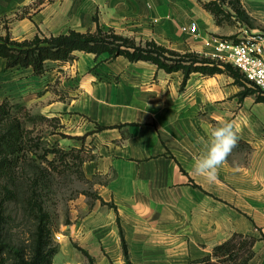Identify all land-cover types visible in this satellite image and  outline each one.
Listing matches in <instances>:
<instances>
[{
  "label": "crops",
  "instance_id": "obj_1",
  "mask_svg": "<svg viewBox=\"0 0 264 264\" xmlns=\"http://www.w3.org/2000/svg\"><path fill=\"white\" fill-rule=\"evenodd\" d=\"M246 1L260 10L251 29L264 31V0ZM11 16L24 39L99 25L222 68L185 80L183 70L148 60L76 51L66 63L50 61L45 73H28L52 72L59 89L45 110L94 144L83 171L100 178L99 199L85 218V250L96 264H126L123 238L133 264H191L235 232L256 237L246 264H264V93L242 95L244 79L238 83L214 56L216 38L234 27L218 23L203 0H0V18ZM192 21L195 32L182 28ZM226 121L238 129V144L209 183L193 173L194 159L204 151L200 138ZM97 223L111 226L100 234V252Z\"/></svg>",
  "mask_w": 264,
  "mask_h": 264
},
{
  "label": "rangeland",
  "instance_id": "obj_2",
  "mask_svg": "<svg viewBox=\"0 0 264 264\" xmlns=\"http://www.w3.org/2000/svg\"><path fill=\"white\" fill-rule=\"evenodd\" d=\"M258 11L246 0L241 1L239 10L223 6L220 24L234 27L235 32L222 37H237L244 29L251 30L253 25L260 23L254 17ZM0 35H10L16 41L25 40L19 35L13 16L0 18ZM52 65L48 64V68ZM230 65L240 73L247 88L259 94L263 92L237 67ZM30 72L32 68L8 69L6 60L0 57V104L3 103L0 139L7 148L8 142L12 143L8 149H16L8 155L13 158L10 172L0 176V235L12 249L29 254L39 217L47 214L49 241L57 248L53 264H86L88 257L84 249H90V235L85 218L99 199L94 184L100 178L87 177L83 171L84 162L78 157H90L94 144L89 138L82 144L73 136L76 129L71 128L63 116H54L45 110L47 104L57 99L59 89V80L52 72L46 73V77L29 75ZM18 135L23 141L19 148L14 141ZM75 144L80 147L76 148ZM93 227L98 229L94 248L100 252L103 248L100 234L108 232L111 226L97 223ZM8 261L13 263V258L9 257Z\"/></svg>",
  "mask_w": 264,
  "mask_h": 264
},
{
  "label": "trees",
  "instance_id": "obj_3",
  "mask_svg": "<svg viewBox=\"0 0 264 264\" xmlns=\"http://www.w3.org/2000/svg\"><path fill=\"white\" fill-rule=\"evenodd\" d=\"M203 4L213 13L218 23H221L222 20L220 15L223 6L229 5L234 9H241L240 0H208L203 1ZM76 51L92 52L97 56L107 53L108 58L125 55L131 61L148 60L169 72L183 70L185 80L193 71L214 73L222 70L217 63L209 58H200L193 53H180L153 41H147L145 44L137 43L135 39L112 30L106 31L99 25L95 32H81L72 29L68 33L51 34L45 37L38 34L33 39L23 41H16L10 35H0V57L6 60V68L8 69L13 67L32 68V73L39 75L47 70L50 61H68L75 58ZM225 66L226 69L236 75L238 83H241L240 78L242 77L237 69L230 64ZM252 91L255 92L256 90L245 87L241 94L245 95ZM260 98L258 96V99ZM2 108L3 103L0 104V111ZM106 127L97 125L98 130ZM86 134L73 136L84 142ZM14 141L18 148L23 144L20 135ZM8 143V148H11L12 143L10 141ZM8 148L6 143L0 139V176L10 172L12 168L13 158L8 155L16 149L12 151ZM94 156L91 154L88 158L80 156L78 158L80 162H84L86 159L94 158ZM46 216L47 214H43L39 217V224L33 239V248L29 254L12 249L0 235V264H53V256L57 252V248L50 244ZM255 241L256 237L253 235L235 232L226 241L215 245L211 254L193 259L191 264H246L255 253L253 248ZM122 242L126 264H133L124 238ZM84 252L88 257L86 264H96L94 257L85 249ZM9 257L13 258V263H9Z\"/></svg>",
  "mask_w": 264,
  "mask_h": 264
},
{
  "label": "built area",
  "instance_id": "obj_4",
  "mask_svg": "<svg viewBox=\"0 0 264 264\" xmlns=\"http://www.w3.org/2000/svg\"><path fill=\"white\" fill-rule=\"evenodd\" d=\"M184 30L195 32L192 21ZM214 56L221 63L237 67L245 78L264 93V31L244 29L237 37H217Z\"/></svg>",
  "mask_w": 264,
  "mask_h": 264
},
{
  "label": "clouds",
  "instance_id": "obj_5",
  "mask_svg": "<svg viewBox=\"0 0 264 264\" xmlns=\"http://www.w3.org/2000/svg\"><path fill=\"white\" fill-rule=\"evenodd\" d=\"M206 136V139L200 138L204 151L195 157L193 173L213 183L217 179L219 169L227 162L238 144V129L234 123L226 121L211 127Z\"/></svg>",
  "mask_w": 264,
  "mask_h": 264
}]
</instances>
